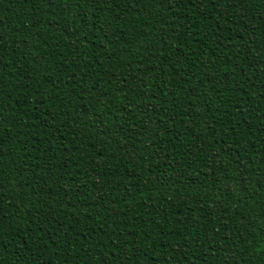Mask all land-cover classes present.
Masks as SVG:
<instances>
[{"label": "trees", "instance_id": "16d2710c", "mask_svg": "<svg viewBox=\"0 0 264 264\" xmlns=\"http://www.w3.org/2000/svg\"><path fill=\"white\" fill-rule=\"evenodd\" d=\"M0 264H264V0H0Z\"/></svg>", "mask_w": 264, "mask_h": 264}]
</instances>
